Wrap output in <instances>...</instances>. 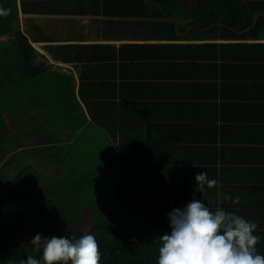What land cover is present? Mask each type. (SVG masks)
<instances>
[{"label":"crops","instance_id":"obj_1","mask_svg":"<svg viewBox=\"0 0 264 264\" xmlns=\"http://www.w3.org/2000/svg\"><path fill=\"white\" fill-rule=\"evenodd\" d=\"M0 143V205L19 173L25 192L0 212V264L35 257L23 207L59 172L82 234L108 219L160 243L196 199L256 222L264 255V0H0ZM38 199L45 223L63 206Z\"/></svg>","mask_w":264,"mask_h":264},{"label":"clouds","instance_id":"obj_2","mask_svg":"<svg viewBox=\"0 0 264 264\" xmlns=\"http://www.w3.org/2000/svg\"><path fill=\"white\" fill-rule=\"evenodd\" d=\"M197 191L217 184L206 172L195 177ZM225 199H231L226 196ZM237 196L233 203H239ZM170 234L159 238L156 264H264V255L258 254L254 221L217 208L214 212L205 202L193 199L183 209L168 213ZM34 251L42 259L28 256L19 264H100L101 253L96 238L86 234L76 238L37 233L31 240Z\"/></svg>","mask_w":264,"mask_h":264},{"label":"trees","instance_id":"obj_3","mask_svg":"<svg viewBox=\"0 0 264 264\" xmlns=\"http://www.w3.org/2000/svg\"><path fill=\"white\" fill-rule=\"evenodd\" d=\"M21 38L23 39V37ZM22 42L25 43V48L29 50V46L25 40H22ZM4 143H0V146ZM4 153L6 154L7 152L4 151ZM3 161V158H0V165ZM24 170H26V166ZM21 177L22 173H19L18 178L13 180V183L16 184L15 188L13 187V190L10 188L9 191L4 193V204L0 205V212L3 215L6 213L4 210L9 208L7 206H11L12 196H18L20 198L24 196L25 192L21 188ZM65 197L66 200L62 202L63 206L57 207L54 203L53 208L49 210L50 218L47 216L48 220H51L49 223L59 230V236L79 239L86 234L93 235L97 240L101 253L100 264H156L160 243L153 235L151 237L148 233L146 235L139 230L137 225L123 222L114 224L108 219L103 222H93L91 229L87 233L82 234L79 230V220L83 211V209L81 210V206H79L81 199L76 198L73 192L65 195ZM43 200H47L48 202L47 197H44ZM37 201L39 211L35 209L34 216L36 217L37 215L38 218L40 217L39 224H41H38L39 230L36 228L37 233L40 234L41 232L42 236L45 234V236L49 235L48 237L51 238L52 228L45 226V222L42 220V210L45 207L43 204L46 201L44 202L39 199ZM55 236H58V234ZM29 249L32 250L31 244ZM35 258L42 259V253L35 252Z\"/></svg>","mask_w":264,"mask_h":264},{"label":"rangeland","instance_id":"obj_4","mask_svg":"<svg viewBox=\"0 0 264 264\" xmlns=\"http://www.w3.org/2000/svg\"><path fill=\"white\" fill-rule=\"evenodd\" d=\"M22 156V155H21ZM21 158H24V159H21ZM21 158H14V160L16 161V164H17V167L18 168H23L25 166H33L35 165L36 169L38 170H41V171H47L44 169L43 167V163L45 162V159H42V158H29V156H25V157H21ZM25 158H29V159H25ZM92 157L91 158H88V159H83L82 160V163L79 164V168H78V171L79 172H90L92 171ZM31 162V163H30ZM32 164V165H30ZM9 165V164H7ZM15 166V165H14ZM58 179L59 180H54V182H50V183H45L44 180H41V184L42 185H39L38 188H41V189H37L36 192H32L31 195L34 197L32 198L31 200H29V202L27 203V208H26V205L23 207V215L22 216H26V218H29L31 216V213L36 210L39 211V207H38V204H37V197L40 196V194L45 197V193L42 194V192H46L47 189L50 190V194L48 196V203L50 202H56V200L58 199V201L56 202V204H61L62 201H63V197L65 196V191L66 189L64 188V185L62 184V179H60V172L58 174ZM75 179V175L72 176L71 178V181L73 182ZM63 182H66V180H64ZM44 189V190H42ZM40 220V219H39ZM41 225V224H39ZM38 225V226H39ZM37 224H33V219L30 220L27 224H26V227L30 228L32 227L33 229L35 228H38ZM45 226H48V227H51L52 228V236H55L58 234L59 236V230L55 227V226H52L49 222L45 223ZM54 230V231H53ZM49 232V231H47ZM45 236V234H44ZM49 235H46L45 237H48ZM38 257V256H37Z\"/></svg>","mask_w":264,"mask_h":264}]
</instances>
